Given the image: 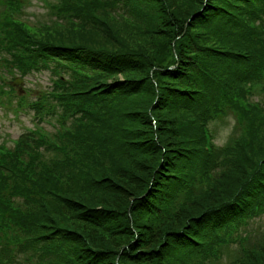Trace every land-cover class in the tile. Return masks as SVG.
Listing matches in <instances>:
<instances>
[{
  "label": "trees",
  "instance_id": "16d2710c",
  "mask_svg": "<svg viewBox=\"0 0 264 264\" xmlns=\"http://www.w3.org/2000/svg\"><path fill=\"white\" fill-rule=\"evenodd\" d=\"M2 2L0 264H264V0Z\"/></svg>",
  "mask_w": 264,
  "mask_h": 264
},
{
  "label": "rangeland",
  "instance_id": "374dc122",
  "mask_svg": "<svg viewBox=\"0 0 264 264\" xmlns=\"http://www.w3.org/2000/svg\"><path fill=\"white\" fill-rule=\"evenodd\" d=\"M23 8L21 10L22 17L32 21L35 18L39 20L46 14V10L42 6V0H24ZM4 8L3 2L0 3V11ZM20 87L25 86L32 90L31 96H36L40 89H46L49 85V75L47 72L37 75L36 77L28 76L26 79L16 84ZM16 87V86H14ZM32 117L30 113H19L17 115L0 107V142L3 141L9 146L17 138L19 134L33 127ZM45 123V122H44ZM44 127L52 130L54 126L45 123ZM236 127L238 125V118L233 113H227L225 116L218 118L210 124L214 141L216 144L223 145L227 143L230 138L237 135ZM261 226L264 228V214L259 218L250 221V228Z\"/></svg>",
  "mask_w": 264,
  "mask_h": 264
}]
</instances>
